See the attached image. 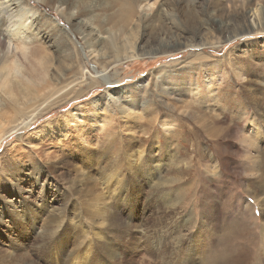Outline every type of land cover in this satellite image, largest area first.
Returning <instances> with one entry per match:
<instances>
[{"label":"rangeland","instance_id":"rangeland-1","mask_svg":"<svg viewBox=\"0 0 264 264\" xmlns=\"http://www.w3.org/2000/svg\"><path fill=\"white\" fill-rule=\"evenodd\" d=\"M258 7L264 22V0H0V64L23 15L30 60L50 61L48 80L29 60L15 95L0 85V264H189L208 216V254L250 259L264 224ZM54 19L70 34L60 44ZM79 31L105 36L112 89L93 80L103 70L85 50L88 79L75 80L60 46L84 42ZM132 46L126 59L110 49Z\"/></svg>","mask_w":264,"mask_h":264},{"label":"bare ground","instance_id":"bare-ground-1","mask_svg":"<svg viewBox=\"0 0 264 264\" xmlns=\"http://www.w3.org/2000/svg\"><path fill=\"white\" fill-rule=\"evenodd\" d=\"M61 2V1H60ZM145 2V1H144ZM2 4V3H1ZM62 4V3H61ZM126 6L124 7L123 9V14L122 15H126V18L131 15L132 13V10L134 9V5L132 3L129 2H126L125 3ZM262 4V3H261ZM3 5V4H2ZM146 4H144L141 8H145ZM149 8L150 5L148 4L147 5ZM230 8V7H229ZM260 7L254 9L253 11V15L254 17L257 16L258 20H254L253 23L251 24L252 28L254 29H260V28H263V25H264V22L263 20L261 19V14H260V10H259ZM150 9V8H149ZM1 11V10H0ZM259 16V17H258ZM37 18V17H36ZM89 18V17H88ZM122 18V17H121ZM125 18V17H124ZM125 18V19H126ZM29 16H25L23 15V19L20 20V19H13L10 21L9 25H7V28H6V32H7V35L10 36L14 42V45H15V48H16V51L14 53L13 50H12V54L9 53L8 57L6 58V60L4 62H2V64H0V86L1 88H8L10 89L11 91V94L15 95L14 91H13V82L15 80L16 77H18L21 73L23 74V68H24V63L26 61H29L30 58H31V53H32V42H33V38H31L27 32V29L29 28V26L27 25H31V24H28V21H29ZM37 24L41 22V20L37 19ZM53 21V24L54 26L56 25L57 27L54 28L55 31H57L56 34L53 35V39H55L56 43L57 44H60L62 41H65V37L66 36H69L70 34H68L66 32L65 29H61L59 27V24H62L61 21H58L59 24H55V21L56 19L52 20ZM121 21V20H120ZM129 20H127L128 22ZM84 23V22H83ZM86 23V22H85ZM88 24V23H87ZM39 26V25H38ZM43 26V25H42ZM46 26V25H45ZM231 27V26H230ZM52 28V27H51ZM249 28V27H248ZM94 29V28H92ZM1 26H0V32H1ZM29 30V29H28ZM80 30H81V27H80ZM30 31V30H29ZM102 32V31H101ZM65 35H64V34ZM90 33H93L92 31ZM90 33L88 32H84V31H79L78 35L79 37L81 38V40L83 39L84 42H80V43H77L76 40H74L71 36V38H67L69 41H70V46L67 48L63 46H60V45H57V46H60V52L62 53V55L64 56H67L71 62V69L73 71V76H75V80L79 81V82H85L88 77L86 75V66H85V63L83 62V55L81 54V50H85V52H88L91 56V58L95 61L94 63V66L95 68H102L101 70L102 73H99L98 76L94 75L93 76V80H99L100 82H103L104 84H106V86L108 88H113L112 86H115L116 85V81H113L110 79V75L108 74V71H109V64H110V59L111 57H113L114 55L111 54L109 56H107L106 52H104L102 49L107 43L104 44L103 46V43H104V40L103 38L105 37L104 35H100V34H97L95 37H92L90 35ZM122 33V32H121ZM52 34V33H51ZM35 35V34H34ZM77 36V35H76ZM78 38V36L76 37ZM232 38H235L234 35H232V33L228 34L226 36V39H232ZM82 40V41H83ZM3 41L0 39V47H2ZM84 43V44H83ZM182 43V42H181ZM80 44V45H79ZM102 45L101 47L97 46V45ZM197 45V44H196ZM113 46V45H112ZM135 46V45H134ZM132 46L131 47V50H132V54L131 55H128L129 53L125 54L124 52V55H122V50L119 49V48H110V49H113L112 51H115L113 52L115 55H118V56H122V58L124 57L125 59L126 58H129V57H134L137 55V51L135 49V47ZM111 47V46H110ZM117 47V46H116ZM87 48V49H86ZM59 49V48H58ZM48 51V50H47ZM109 51V50H108ZM108 53V52H107ZM11 54V55H10ZM52 56V55H51ZM199 58H206L207 56L206 55H199L198 56ZM2 58V56L0 57ZM35 58V57H34ZM34 60H37L35 62H33ZM33 61L30 60V64H34L35 66H37L38 69H41L42 68V71H41V79H39L38 81L40 82V80H46L48 75H49V68L47 69L45 66L46 64H48V57L47 55H45L43 53V55H41V58L39 57V59L35 58ZM52 60V59H51ZM203 60V59H202ZM203 62V61H202ZM200 64V63H199ZM202 64V63H201ZM66 67V66H65ZM183 70V69H182ZM39 71V73H40ZM159 71V70H158ZM155 73V72H154ZM158 73V72H157ZM163 74V73H162ZM160 73V75H162ZM155 75V74H154ZM186 76V75H185ZM23 77V76H22ZM26 78V77H25ZM74 79V78H73ZM149 79H150V76H147L146 79L142 80V83L139 84V87L140 85H146L148 82H149ZM188 79V78H187ZM192 79V78H191ZM48 80V79H47ZM171 80V79H169ZM30 81V80H29ZM33 81V80H32ZM57 81V80H56ZM183 81V80H182ZM35 82V81H34ZM33 82V83H34ZM45 82V81H44ZM175 82V81H174ZM37 83V82H35ZM34 83V84H35ZM46 83V82H45ZM49 83V82H48ZM145 83V84H144ZM44 85V84H43ZM77 87V86H76ZM194 87V86H193ZM130 88V87H129ZM187 88V87H186ZM52 89V88H51ZM9 91V90H8ZM44 91V90H43ZM114 95L116 94H123L125 91H128V88H126V90H124V88H118V89H114ZM10 93V92H9ZM111 94V93H110ZM115 97V96H114ZM196 97V96H195ZM117 98V97H115ZM200 100V99H199ZM204 104V103H203ZM208 104V103H206ZM32 121V120H31ZM30 121V122H31ZM34 121V120H33ZM30 122L26 123V124H29ZM256 133V132H255ZM215 132L214 130H211L209 132V135H214ZM258 134V132H257ZM256 144V143H255ZM253 145V144H252ZM198 146V145H197ZM196 147V146H195ZM209 149V148H208ZM199 151H202V148L200 147L199 148ZM201 153V156L202 158H207L210 162H212L211 166L212 168L214 169V171H217L219 170V163H218V160L215 158V156H213V153L210 151V150H207V148H203V151L200 152ZM138 155V154H137ZM136 160V159H135ZM257 160V159H256ZM142 161V160H141ZM255 161V160H254ZM136 162V161H135ZM143 162V161H142ZM146 162V161H145ZM253 173V172H252ZM257 175V174H256ZM256 175L254 177H256ZM259 177L261 178H264V170H262L259 174ZM262 183V181H260ZM262 186V185H261ZM119 189V188H118ZM117 189V190H118ZM264 192V191H263ZM256 195V194H255ZM258 198L257 200L261 203V206H264V196H261L260 194L257 195ZM100 199V198H99ZM102 199V198H101ZM107 203V202H106ZM206 209V208H205ZM202 212V211H201ZM99 213V212H98ZM95 215V214H94ZM208 215V214H207ZM261 215L264 216V208L262 207L261 209ZM94 217V216H92ZM207 219H204V221H201L202 223L200 224L201 228L199 230V233L197 234V237H196V242H195V253L193 251V254H192V260L191 262H189V264H225L224 263V256L222 257L221 253L217 254V255H212V254H208L207 250V245L209 242H206L208 241L207 238L209 239L210 237H212L211 233H210V229H209V226L211 225L212 226V223L214 224V222L212 221V219L208 216L206 217ZM209 218V219H208ZM260 224V234L263 235V238L261 239L260 243L257 244L254 248V251H253V254L252 256L250 257V259H247L245 260V258H242L240 260V264H264V224ZM109 225V224H108ZM119 225V224H118ZM210 226V228H211ZM117 227V226H116ZM224 227V225H223ZM114 228V227H113ZM214 229V228H213ZM220 229V228H218ZM223 229V228H222ZM217 230V229H216ZM207 232V233H206ZM211 234V235H210ZM213 238V237H212ZM213 241V239H211ZM215 241V240H214ZM108 244V243H107ZM237 246V245H236ZM194 247V246H193ZM211 247V246H210ZM87 250V249H86ZM90 250V249H89ZM217 250V249H216ZM217 252V251H216ZM215 252V254H216ZM225 252V251H224ZM226 253V252H225ZM87 254V253H86ZM228 254V251L227 253ZM225 255V254H224ZM230 255V254H229ZM228 255V256H229ZM227 256V258H228ZM232 256V255H231ZM236 256V255H235ZM234 256V257H235ZM246 256V255H245ZM184 257H187L184 256ZM237 257V256H236ZM76 258V257H75ZM78 258V257H77ZM230 258V257H229ZM228 258V259H229ZM226 259V258H225ZM239 259V258H238ZM200 261V262H198Z\"/></svg>","mask_w":264,"mask_h":264}]
</instances>
